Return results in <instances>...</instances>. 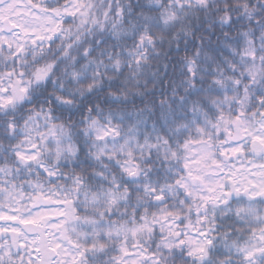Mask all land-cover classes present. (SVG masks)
I'll return each mask as SVG.
<instances>
[{"label":"clouds","instance_id":"1","mask_svg":"<svg viewBox=\"0 0 264 264\" xmlns=\"http://www.w3.org/2000/svg\"><path fill=\"white\" fill-rule=\"evenodd\" d=\"M69 2L34 0L61 10ZM10 5L0 3L5 16L17 7ZM72 6L79 11L58 17L50 42H25L17 57L20 41L5 33L11 49L0 47V89L8 92L0 95L13 102L0 106V169L15 173L26 192L37 180L45 191L67 192L80 217L97 221L82 231L106 248L91 251L83 264H112L125 234H108L109 224L149 215L160 204L150 195L153 186L168 189L163 203L180 209L179 219L171 231L156 226L130 243L139 239L160 264H264L243 256L262 243L256 236L264 223L255 234L249 229L264 222V198L233 192L227 203L197 215L198 204L182 205L188 198L168 179L169 168L182 166L185 139L197 128L212 132L209 122L221 106L239 101L260 119L253 113L264 94V0H74ZM108 129L114 131L105 136ZM32 150L34 161L16 157ZM241 202L251 206L247 217L237 213ZM201 246L203 252L194 251Z\"/></svg>","mask_w":264,"mask_h":264},{"label":"snow or ice","instance_id":"2","mask_svg":"<svg viewBox=\"0 0 264 264\" xmlns=\"http://www.w3.org/2000/svg\"><path fill=\"white\" fill-rule=\"evenodd\" d=\"M73 2L70 0L61 10L42 8L34 0H12V5L17 6L15 11L5 16L0 8V41L3 42L0 47L11 49L5 33H14L16 40L20 41L13 52L14 57L24 50L25 42L32 45L50 42L59 31L58 17L76 15L79 11L72 6ZM41 12L47 15L41 17ZM25 16L31 17V21L23 19ZM41 20L47 23H37ZM0 92L6 93L8 89H0ZM12 102V96L0 95V106ZM257 102L262 107L253 113L260 118L255 121L249 116L248 108L239 106V101H236L235 108L224 110L221 106L209 122L212 132L197 128L198 134L184 141L182 166L168 169L169 187L174 184L188 198L187 202L181 201L182 205L196 202L197 215L200 208L227 203L224 198L231 197L233 192L247 194L250 201L264 198V94L258 96ZM110 131L114 129L106 130L105 136ZM16 157L24 162L37 158L34 150L18 151ZM128 171L130 175H135L137 170L132 168ZM14 175L0 169V264H16L17 261L19 264H83L91 251L101 253L105 250L103 240L90 239L87 232L82 231L97 221L80 217L75 202L67 192L45 191L38 180L29 181L32 190L26 192L23 185L16 184ZM47 175L55 173L48 171ZM167 190L163 186L151 187L152 199L160 204L149 215L139 216L129 223L112 221L109 224L108 234H125L117 254L111 257L112 264H160L156 252L144 247L139 239L131 243L129 239L145 231L151 232L156 226L161 232L166 228L171 231L176 226L180 209L164 205ZM251 211L250 204L245 207L241 202L237 207V213L245 217ZM200 219L203 221L204 217ZM255 223L256 227L249 229L254 234L264 222L257 220ZM174 235L187 236L188 233L175 232ZM199 235L205 237L207 244L212 243L211 239H207L206 232ZM256 239L262 243L244 251L245 260L264 259V229ZM184 242L180 239L177 243ZM13 248L16 255H13ZM204 250L202 246L194 248L197 252Z\"/></svg>","mask_w":264,"mask_h":264}]
</instances>
